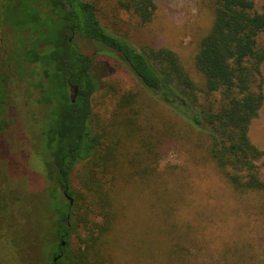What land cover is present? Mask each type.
I'll return each instance as SVG.
<instances>
[{
    "label": "trees",
    "instance_id": "trees-1",
    "mask_svg": "<svg viewBox=\"0 0 264 264\" xmlns=\"http://www.w3.org/2000/svg\"><path fill=\"white\" fill-rule=\"evenodd\" d=\"M43 1L51 6V13H43L41 17L61 28L56 41L43 35L39 40H34L32 34L21 37L24 27L31 26L35 19L25 22L31 17L13 15L15 11L11 8L16 6L11 5V0L3 7L0 17L18 34L22 48H28L24 52L25 63H38L35 69H30V75L36 70V79H31L29 84L39 90L36 102L41 104L37 140L43 147L37 153L49 166L47 176L53 183L40 205L45 215L46 234L41 251L50 263L61 252L59 263L74 262L69 246L76 194L70 186L67 190L73 198L70 204L63 188L65 183L69 184L71 171L78 161H84V187L93 197L84 202V249L79 252L78 261L82 262L84 257V264H123L112 243L120 204L111 197L115 191L104 187L105 182L97 177V168L105 171L112 168L114 177L121 180L120 186H129L137 184V178L145 181L152 176L159 157L146 143V138L150 139L148 143L153 141V135H143L140 105L145 101L131 90L120 91L106 132L100 134L92 127L91 96L100 89L101 81L95 75L91 57L86 52L82 55L69 40L71 33L76 39L84 36V40L97 42L102 52L116 57L131 71L147 98H156L185 123L196 127L204 136L205 158L215 164L235 191L264 193V176L260 171L264 167V150L248 135L250 122L257 117L264 100L261 72L264 0L259 8L255 0H215L211 26L201 37L194 55V65L203 76L202 84L192 79L171 49L147 47L140 51L125 38L105 30L92 2ZM125 5L142 22L149 21L155 9L153 0H127ZM33 10L37 16V9ZM52 12L54 15H50ZM34 29L28 31L31 33ZM40 41L46 43L37 50ZM55 49L57 52L53 55ZM18 52L22 53L21 45ZM52 56L57 57L54 65H50ZM68 83L76 85L78 90L74 104L68 98ZM4 84L5 79L0 76V133L8 123L4 117L7 103ZM114 136L116 140L110 141ZM103 137L107 140L105 146L101 142ZM10 191L9 187L0 185V259L12 242L6 237L18 219V208L26 215L29 213L27 200L17 205L18 199L8 196ZM97 209L99 218L96 219L94 210ZM166 252V264L190 263L188 253L184 255L177 244L168 247ZM243 262L240 259L236 263Z\"/></svg>",
    "mask_w": 264,
    "mask_h": 264
},
{
    "label": "rangeland",
    "instance_id": "rangeland-1",
    "mask_svg": "<svg viewBox=\"0 0 264 264\" xmlns=\"http://www.w3.org/2000/svg\"><path fill=\"white\" fill-rule=\"evenodd\" d=\"M87 1L95 5L105 30L125 38L140 51L147 47L171 49L192 79L203 83L194 55L211 26L215 0H153L155 9L147 22L126 7L127 0ZM261 2L255 0L256 7ZM262 39L260 35L258 41ZM82 46L101 81L100 89L91 96L92 127L100 134L106 132L120 91L131 90L145 101L140 105L143 135H153V141L148 143L146 138V143L159 156L154 174L145 181L137 178V184L129 186H120L112 168H97V177L105 182L104 187L115 191L111 197L120 204V217L112 233L119 260L123 264H166V249L177 244L184 255L188 253L189 264H237L240 259L244 261L240 264H264V193L235 191L205 158L204 136L196 127L156 98H147L131 71L116 57L102 52L97 42L84 40ZM261 72L264 93V61ZM30 80L26 74L17 85L11 84L5 114L10 122L0 136V185L11 189L8 196L18 199L17 205L27 200L29 209L26 215L16 206L18 219L6 237L12 242L0 264H51L41 251L46 234L40 205L52 181L39 167L42 158L37 150L43 144L39 147L36 143V124L41 108L36 90L24 83ZM248 135L264 150V100L250 122ZM106 138H101L104 146ZM260 171L264 176L263 166ZM70 186L77 205L69 246L74 262L69 264H84V257L78 261L84 249V202L93 198L84 187V161L72 170Z\"/></svg>",
    "mask_w": 264,
    "mask_h": 264
},
{
    "label": "flooded vegetation",
    "instance_id": "flooded-vegetation-1",
    "mask_svg": "<svg viewBox=\"0 0 264 264\" xmlns=\"http://www.w3.org/2000/svg\"><path fill=\"white\" fill-rule=\"evenodd\" d=\"M9 1L10 0H0V14H1V11L3 10V7L6 6ZM38 1L39 0H11V5L16 6V8H17V9L16 8H11V11H15V12H12L13 15L18 14L19 17H23V18H26V17L30 16L31 18H29L28 20H25V22H31L32 20L35 19L34 20L35 23H33L31 26L28 25L27 27H24L25 29H24V32L21 33V37H23L25 35H28V34H32L34 36L33 37L34 40H36V39L39 40L40 36L43 35V36H47L49 39H53L54 41H56V37L59 35V32H61V28H60V26L55 25V23L50 22L49 19L46 20V19L41 17V15L43 13H47V12L51 13V6L50 5H46L44 3L45 1H43V0H40V1H43L42 4H39ZM35 8L37 9V12H36L37 16L35 14V11L33 10ZM38 14H40V15H38ZM50 15H54V12H52V14H50ZM1 17H0V76L4 77V79H5L4 90H3L4 92L3 93L6 95L5 98H6L7 103H8L9 96H10V91H11V89H10L11 84L15 83V85H17V82H20L21 80H23L24 76L26 74H27L29 79H36V75H35L36 70L33 71L34 72L33 75H30V73H31L30 69L31 68L35 69L36 64H38V63H36V62L35 63H33V62L32 63H25L24 52L28 48H22L23 45L20 42L18 34L15 32V30L13 28H11V26H9L8 24L3 23L2 20H1ZM32 27H34L35 29L33 31H31V33H30L28 31V29H30ZM70 37L71 38L69 40L71 41V43L73 45H75V47L79 50V52L82 55H84L85 51H84V48L82 46V44L84 43V36L81 37L80 39H76L74 37V34L71 33ZM86 40H88V39H86ZM44 43H46V42L40 41L37 44V50L38 49L40 50L41 46L45 45ZM28 44L29 43H26V45H28ZM20 45H21L22 53L19 55L18 49H19ZM56 52H57L56 49L53 50V55H56ZM14 54H16V56H14ZM18 55H19V57H18ZM88 56H90V55H88ZM56 60H57V57L56 56H54V57L52 56V59L50 60V63H51L50 65L56 64ZM91 63H92V66H93V61ZM64 79L68 80V77H66ZM29 82L30 81H27V82L24 81V83L28 84V88L30 87ZM68 84H69L68 85L69 89H68V92H67L68 93V98L70 99L71 103L74 104L75 101H76L78 90H77L76 85H74L72 83H68ZM13 87H15V86H13ZM16 88H18V87L16 86ZM33 89L36 90L37 95L39 96V90H37L34 87H33ZM7 103L5 104L4 117L9 123L10 122L9 121V117L7 118V116H5ZM40 105L41 104H39V106ZM8 123L6 124V126L4 128V131L0 133V136L5 132V129H6L7 125H8ZM38 124L39 123L37 122L36 125L39 126ZM36 143L40 147L38 140H37ZM40 161L41 162L39 164V167L47 175V171L46 170L49 168V166L42 159ZM80 162H82V161H80ZM80 162L78 161V163H80ZM78 163H76L75 166ZM49 184H51V182ZM69 187H70V181H69V184L65 183V186L63 188L65 198H66L67 190L69 189ZM60 189H61V187H60ZM67 195H69V194H67ZM68 201H69V199H68ZM70 204H73V203H70ZM61 244L64 246V242L63 241H61ZM61 255H62V252L57 254L56 256H54L52 258L53 263H51V264H61V263L58 262V259L61 257Z\"/></svg>",
    "mask_w": 264,
    "mask_h": 264
},
{
    "label": "water",
    "instance_id": "water-1",
    "mask_svg": "<svg viewBox=\"0 0 264 264\" xmlns=\"http://www.w3.org/2000/svg\"><path fill=\"white\" fill-rule=\"evenodd\" d=\"M66 198L69 199V202H70V203H73V198H72L70 195H67V194H66Z\"/></svg>",
    "mask_w": 264,
    "mask_h": 264
}]
</instances>
